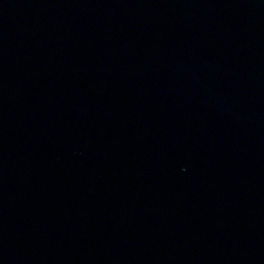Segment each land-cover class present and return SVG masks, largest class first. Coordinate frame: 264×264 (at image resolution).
<instances>
[{
  "label": "water",
  "instance_id": "95a60500",
  "mask_svg": "<svg viewBox=\"0 0 264 264\" xmlns=\"http://www.w3.org/2000/svg\"><path fill=\"white\" fill-rule=\"evenodd\" d=\"M0 264H264V0H0Z\"/></svg>",
  "mask_w": 264,
  "mask_h": 264
}]
</instances>
